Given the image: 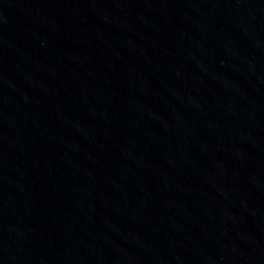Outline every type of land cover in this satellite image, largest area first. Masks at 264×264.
I'll list each match as a JSON object with an SVG mask.
<instances>
[{"label":"water","instance_id":"obj_1","mask_svg":"<svg viewBox=\"0 0 264 264\" xmlns=\"http://www.w3.org/2000/svg\"><path fill=\"white\" fill-rule=\"evenodd\" d=\"M0 264H264V0H0Z\"/></svg>","mask_w":264,"mask_h":264}]
</instances>
